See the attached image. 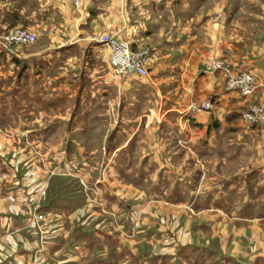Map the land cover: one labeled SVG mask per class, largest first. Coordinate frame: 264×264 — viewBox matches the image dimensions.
I'll return each instance as SVG.
<instances>
[{
	"label": "crops",
	"instance_id": "1",
	"mask_svg": "<svg viewBox=\"0 0 264 264\" xmlns=\"http://www.w3.org/2000/svg\"><path fill=\"white\" fill-rule=\"evenodd\" d=\"M41 1V26L54 45L33 57L34 65L41 63V85H13L11 90L0 86V264H110L109 253L108 262L94 257L98 247L108 248L99 241L111 240L109 232L90 225L72 226L75 212L87 202L77 179L96 188L102 211L114 201L146 204L144 192L128 196L127 190L141 187L143 180L150 182L148 178L156 188L165 186L166 199L173 202L169 198L189 195L184 192L187 180L174 172V150L203 167L204 161L236 160L254 139L262 141L264 149V127L244 129L237 120L252 98L227 89L219 73L203 70L206 59L226 58L234 69L263 74L264 51L260 59L243 64L237 62V55L225 57L221 32L231 12L225 7H190L184 0H108L106 6L100 0H81L77 9L69 0ZM9 8L0 4V23L12 18ZM56 17L63 32L54 35L50 21ZM191 18H195L192 28ZM207 21L211 26L205 29ZM108 31L128 41L132 49H150L146 78H114L108 50L97 40ZM13 58L0 50V68L14 66ZM98 59L105 66L96 67ZM117 89L122 90L121 99L109 100ZM206 97L213 102L211 110L181 115L189 103ZM32 102L34 108L41 106V114L53 107V123L68 122L69 130L31 129V115L24 110ZM62 106H69L66 116L55 112ZM95 120L118 122L116 135L96 138L95 143L93 133L83 129H91ZM163 155L170 156L169 161ZM198 164L191 166L190 175L200 170ZM99 168L101 176H94ZM213 178L206 184L212 188L198 192L193 202L220 208L223 202L244 200L238 218L264 219V159L244 171ZM259 196L263 206L255 214L253 204ZM98 213L92 211L88 218L97 219ZM258 261L264 264V256Z\"/></svg>",
	"mask_w": 264,
	"mask_h": 264
},
{
	"label": "rangeland",
	"instance_id": "2",
	"mask_svg": "<svg viewBox=\"0 0 264 264\" xmlns=\"http://www.w3.org/2000/svg\"><path fill=\"white\" fill-rule=\"evenodd\" d=\"M184 1H188L190 7H203L202 9L225 7L226 10H231V12H227L229 15L225 18L221 32V40L226 41V45L222 49L226 55L225 57L237 55L236 60L239 64H243L247 59L261 58L264 51V0ZM176 2H181V0H175L174 3ZM41 3V0H15V2L12 0H0V4L4 7H10L9 9L14 12L12 18L7 19L5 24L0 23V50L9 53L16 62L14 66H8L7 69H2V66L0 68V86H6L7 90H11L15 85H41V63L36 66L33 62L36 64L37 60L35 58L41 56L42 50L46 48L49 51L54 46L47 39L45 29L41 26V15H38L41 11ZM100 3H103L102 5L104 6L109 5L108 0H100ZM199 14H201V11ZM194 19L191 18V21H189L191 28ZM60 20L59 17H56L50 21L51 34L55 35V31L63 32L62 27L59 25L61 23ZM208 23L207 21L204 24L205 29L209 25ZM16 28L29 30L35 35L34 40L21 44L8 41L6 39L7 35ZM49 46L51 47L49 48ZM203 48L205 49V47ZM135 50L150 51L148 47ZM210 59L213 58L206 59L204 64ZM222 59L230 64L228 59ZM76 61L80 64V57ZM94 65L102 68L105 63L98 59L97 61L94 60ZM230 67H232L231 64ZM255 74L257 77L255 84H264V73L258 72ZM114 78L116 80L124 79L116 76ZM221 78L226 87V79L223 76ZM262 88L264 89V86ZM262 88L260 87V91ZM121 91L119 89L115 90L108 96V99L120 100ZM257 91L253 95L248 96L252 100L249 101L237 118L238 123H241L244 129L264 127V121H260L261 116H257L262 104L260 99H258L260 96L259 88H257ZM205 100L211 99L206 97L203 100L194 102ZM256 100L257 102H255ZM34 103H30L24 110L31 115V129L43 130L44 128L48 129L49 126H54L62 133L64 132L63 130H69L71 124L68 122L53 123V107L42 111L41 114V106L34 108ZM68 108L69 106L55 108V112L66 116ZM252 109H255V111H252ZM43 117L45 121H43ZM117 123H102L95 120L93 124H88L92 126L91 129L90 127L83 129L85 131L90 130V133H93L94 142L97 143L96 138L112 133L116 135L117 132L114 129L119 125ZM238 130H242L241 127ZM175 145L179 146L177 142H175ZM246 148L238 154L236 160L227 161L223 157L219 164H213L212 162L208 164L207 161H204V164H206L203 167L196 160L187 159L181 152L178 153L177 149L174 150L176 153L171 157L172 166L175 168L174 172L177 175L187 180L184 192L186 194L189 192V195L187 194L188 196L184 199L177 198L179 200H176V196L174 198L168 197L169 200L174 199L173 202L167 201L165 186L161 185V188L160 186L156 188V185L154 186L152 180H150L151 178L147 177L150 182H144L143 180L142 184L139 185L141 187H138L139 189L133 187L127 190L128 196H135L139 190L144 192L146 204L129 200L124 202L122 206L114 201L108 204L107 208L104 207L105 211H102L103 207L96 200V188L93 186V188H88L83 180L77 179L83 186L82 193L87 202L83 210L79 208L75 212L76 217L72 226L90 225L96 229L107 230L106 232L110 234L109 237L113 238L108 240V242L105 238L103 239L104 242L99 241L100 246L107 243L108 246H106L108 248L106 251H101V247H98L99 249L94 251V257L95 259L101 260L102 258V260L105 259L107 261L105 254L109 253L110 264H261L258 258L260 259L261 256H264V219L256 217L249 219L238 218L236 216L238 215L237 210L245 205L244 200L233 204L228 201L223 202L219 206L220 208H213L215 205L218 206V204H198L193 202L195 197L199 198L198 192L212 188L206 184L214 180V174L219 173L222 176H229L236 172L244 171L257 160L264 159L262 141L258 142V140L254 139ZM258 149L261 150L259 155H257ZM161 157L166 162V159L169 161L168 158L170 156L163 155ZM93 158L97 161L100 156L97 155ZM185 158L186 161L184 160ZM196 164L199 165L200 170L197 169L194 175H190L191 166L195 167ZM204 167H208V169L204 170ZM217 170H220V172H217ZM101 174L102 170L100 168L98 172H93L94 176L99 177ZM144 176L145 174H142V178ZM262 198L259 196L255 199L256 203L253 204L255 214L263 206ZM108 201L111 200L109 199ZM88 204L90 205L88 206ZM210 205L213 207H207ZM92 211H99L98 215H94L97 219L94 217L88 218V214ZM37 220L40 219L37 218ZM42 220L43 216L41 215ZM42 225L41 222V229ZM42 237L44 238L43 235ZM42 237L40 238L41 244L44 242ZM150 242H152L151 245L149 244ZM193 246L197 248L194 249ZM121 250L122 254L120 255L118 252ZM165 254L169 256L166 257ZM117 258L118 260H116Z\"/></svg>",
	"mask_w": 264,
	"mask_h": 264
},
{
	"label": "built area",
	"instance_id": "3",
	"mask_svg": "<svg viewBox=\"0 0 264 264\" xmlns=\"http://www.w3.org/2000/svg\"><path fill=\"white\" fill-rule=\"evenodd\" d=\"M73 7L79 8L81 0H69ZM35 35L25 28H16L9 32L7 40L15 43H27L33 41ZM99 43L106 46L108 50L109 65L116 77L129 79L131 77L146 78L149 74V64L152 61L151 52L148 50L132 49L129 42L118 38L117 35L108 31L103 33L97 39ZM207 73H219L226 79V88L238 92L243 97L253 95L257 88H262L264 84H255L256 74L250 69H234L222 58H213L208 60L203 67ZM258 92V91H257ZM262 103L259 114L260 121H264V89L260 91L259 98ZM257 102V100L255 101ZM254 102V104H255ZM252 104V105H254ZM213 108L211 100L201 102H191L181 113L182 116L197 115L207 112ZM255 111V109H252ZM188 120V119H186ZM41 219V215L37 216Z\"/></svg>",
	"mask_w": 264,
	"mask_h": 264
}]
</instances>
